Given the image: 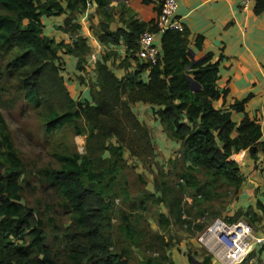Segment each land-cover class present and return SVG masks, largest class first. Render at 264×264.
Masks as SVG:
<instances>
[{
    "label": "trees",
    "instance_id": "obj_1",
    "mask_svg": "<svg viewBox=\"0 0 264 264\" xmlns=\"http://www.w3.org/2000/svg\"><path fill=\"white\" fill-rule=\"evenodd\" d=\"M93 2L108 20L109 0H0V108L20 99L39 113L53 163L35 175L41 185L51 188L57 206L68 217V226L61 230L48 206L45 213L49 214H43L26 204L22 194L29 172L0 111V264H131L133 249L141 252L140 264H176L166 231L176 226L192 238L206 228L185 216V203L200 207L220 196H229L231 202L238 199L244 176L234 157L241 152H247L254 164L260 159L264 164L259 114L250 117L245 109L252 94L225 108L229 90L217 85L221 56L215 60L206 53L193 60L190 33L182 26L160 35L161 53L155 64L139 60L137 39L145 31L155 33V23L128 17L123 22L127 31L120 27L110 32L101 24L97 33L104 45L116 46L120 40L125 45L129 56L121 61L125 74L118 78L107 63L113 52L94 64L87 59L90 47L75 20ZM155 2L160 4V0H142V4L157 5L158 13ZM254 12L264 13V0H256ZM63 14L57 29L72 38L73 48L63 41L55 44L42 32L41 16ZM202 42L197 36L195 48L201 51ZM60 51L74 57L77 71L84 73L78 76L80 80L88 79L86 67L94 66L95 79L85 84L90 101L71 98L58 73V65L64 64ZM193 83L198 88L192 89ZM218 101L222 105L217 109L214 104ZM137 103L150 106V121L161 127L169 143L177 145L171 162L180 159L183 165L173 175L176 183L158 166L152 192L145 189L148 181L143 176L153 170L155 148L151 129L133 113ZM231 112L242 115L239 122L232 120ZM66 128L74 138L85 137L83 154L75 150L74 142H60L58 135ZM128 157L143 169L137 174L144 190L134 198L120 181L129 167ZM188 188L192 192H186V202L183 194ZM117 197L123 209L116 207ZM151 204L166 211L157 212L158 231L154 232L144 216ZM224 209L214 211L206 206L198 213L209 223ZM256 209L262 216L249 206L225 220L232 223L244 218L251 225L259 223L264 219V205L257 201ZM251 255L240 264H249ZM201 258L202 264H210L209 256L202 254Z\"/></svg>",
    "mask_w": 264,
    "mask_h": 264
},
{
    "label": "crops",
    "instance_id": "obj_2",
    "mask_svg": "<svg viewBox=\"0 0 264 264\" xmlns=\"http://www.w3.org/2000/svg\"><path fill=\"white\" fill-rule=\"evenodd\" d=\"M177 3L176 19L189 30V50L193 60L199 59L206 53H211L215 60L222 57L219 63L217 85L220 89L227 88L229 90L225 99V108L235 100H241L248 94H252L245 109L250 117L256 113L259 114L262 130L261 140L264 142V13L257 15L254 12L256 0H251L246 9L242 7L239 0H177ZM156 6L153 3L142 4V0H109L106 7L109 16L107 20L94 2L89 4L75 20L80 25V35L86 39L90 47V53L87 56L88 62L94 64L105 53L113 52L114 56L110 57L112 61L108 67L118 78L123 77L125 71L119 65L125 57L129 56L125 45L122 40L116 46L104 45L97 37L98 27L103 24L108 26L110 32H114L120 27L127 31L123 22L128 17H133L140 22L155 23ZM65 16L66 14H63L58 17L59 26ZM197 36L203 38L201 51L194 45ZM63 37L65 41L72 40L66 34ZM154 43L160 50V35L155 36ZM91 56L95 57V61H91ZM129 62L132 61L129 60ZM94 79L92 77V80ZM86 93L87 89L83 88L79 92L77 100L84 97ZM214 105L217 109L221 108L222 101L215 102ZM241 117V114L231 112L233 121L239 122ZM152 122L154 128L157 127L158 132L162 134L161 127L155 121ZM234 160L239 165L244 181L238 199L233 201V205L226 210L230 217L238 211L245 212V209L249 207L247 203L252 205L259 199L264 202V164L261 159L254 164L248 153L244 151L235 155ZM259 226H262L263 230H256L254 234L256 237L264 239V219ZM189 241L192 242V239ZM201 255L197 251L196 255L190 254L189 256L195 259ZM175 256L181 258V255L179 253L171 255V258L178 264V261L174 259ZM183 260L189 264L186 256ZM211 260L214 264H220L213 257ZM195 261L199 262L196 259ZM200 262H202V258ZM262 262H264V242L261 248L255 249L249 258V264H261Z\"/></svg>",
    "mask_w": 264,
    "mask_h": 264
},
{
    "label": "rangeland",
    "instance_id": "obj_3",
    "mask_svg": "<svg viewBox=\"0 0 264 264\" xmlns=\"http://www.w3.org/2000/svg\"><path fill=\"white\" fill-rule=\"evenodd\" d=\"M40 19L43 26V35L53 39L55 44L61 43V41L64 40L63 35H67V33L57 29V27H59V24L57 23L58 17L41 16ZM63 43L65 45H69L71 48L74 47V41L72 40H64ZM58 56L61 61H64V64L58 65V73L63 78L65 87L69 92L71 98L75 102L81 103L90 101V97L88 96V88L86 85L88 84V79L92 81V76H95L94 68L92 66L86 67V72L87 74H89L88 79L80 80L78 79V76H83L84 73L77 71L76 62L73 59L74 57L69 54H64L62 51L58 52ZM97 60H99V58ZM111 61L112 59L109 58L107 63L111 65ZM83 88L87 89V93L80 100H77V96ZM8 102H6L4 107L0 108V111L8 124L9 131L11 132V136L14 141V145L17 150L20 151V156L25 163L26 171L29 172L27 176L29 178V181L24 184L23 188V198L28 206L38 209L43 214H49L45 213V207L48 206L50 209V215L55 217L59 229L62 230L64 227L68 226V217L62 210V208L57 206L58 201L53 195L51 188L46 185H41L38 177L35 175L37 170L43 167L50 166L53 163V159L51 158V156H49L47 146L45 145V136L43 135L41 122L38 118L40 117V115L20 99L13 102L12 104H9ZM132 110L133 113H135V115L137 116L138 121L141 123H145L151 129V138L156 154V163L155 165L153 163L151 164V169L153 168V172L151 171L150 173L146 174L147 179L143 176L145 182L148 181L147 185L145 184V189L151 192L153 191L152 182L154 173H156V171L159 169L158 166L163 167L164 170L168 172L169 181L176 183L177 179L173 175L176 172L179 173L183 165L180 159H178L179 161L176 164H173V162H171V160L173 159L170 160V158H173V153L176 152L175 146L172 143H169L166 137L158 132L157 127L154 128L155 126L153 125L152 121H150L153 118L150 106H145L141 103H137L134 105V108ZM58 137L62 138L60 142H64L66 145L74 142L75 150L80 154H83V146L85 145L84 136H78L74 138L71 129L66 128L64 132L58 135ZM126 155L127 153H125V156ZM128 165L129 167L124 169L120 181L121 183L127 184L126 190L128 194L132 198H134L136 196H139L141 194V191L144 190L143 183L140 179L141 175L139 177L137 174L140 172L142 173L143 169L139 162L134 159L132 160V158L130 157H128ZM133 165H135V167H133ZM202 177V175L197 176L200 182H203ZM186 192H192V190H189L188 188V190L185 189L184 191L183 195L186 198L185 201L188 202ZM115 200L117 201L115 203L117 205V208L123 209L125 207L124 205H122L120 197H117ZM259 201L262 203V205H264V202L261 199H259ZM256 204L257 202H254L252 205L247 203V205L255 209L254 212H257L262 216V212L260 211V209L259 211H256ZM185 205L188 206V214H185V216L194 221V223L206 224L207 228L214 220L218 218L207 223L206 218L202 219L203 216H199L198 210L200 208H206V206H209V210L213 209L214 211H221L225 207L221 216H218L220 219H225L227 217H230V214L226 212V210L233 205V202H231L229 196H220L219 198L212 199L210 201V205H208V202L202 204L200 207H195L190 203H185ZM158 211H163L166 213L163 208H159L157 205L152 204L149 206V211L144 213V216L146 217V223L149 225V227H151L153 232L158 231V227L155 222V217ZM238 221L248 223L243 218L239 219ZM259 225L260 222L251 225L254 232L256 230H263L262 226ZM204 230L202 231V233L204 232ZM166 233L167 234H165V239L168 237L172 240V249L169 252L170 255H172V253H179V255H181V258L177 256L174 257V259L178 261V264H187L183 260L184 257L186 256L187 260H189V254L196 255L197 251L200 254H204L205 256H209L210 258L212 257L210 252L198 241V238L202 235L201 232L196 233V235L191 238L189 237L185 229L171 226L166 231ZM190 239H192V242L189 241ZM48 241L50 244L53 243V240L51 238ZM116 249H118V245L116 246ZM146 255H150V253H147ZM153 256H156V254H153ZM141 259V252L133 249L130 260L131 264H140ZM195 259L199 262L195 261ZM195 259L190 257L189 264L202 263L200 262L201 256H198ZM211 263L214 264L212 260Z\"/></svg>",
    "mask_w": 264,
    "mask_h": 264
},
{
    "label": "built area",
    "instance_id": "obj_4",
    "mask_svg": "<svg viewBox=\"0 0 264 264\" xmlns=\"http://www.w3.org/2000/svg\"><path fill=\"white\" fill-rule=\"evenodd\" d=\"M250 1L239 0L244 9ZM177 9V0H160L159 12L155 18L156 32L145 31L137 39L136 57L139 60L155 64L160 55V50L154 43L155 36L169 29H182V25L176 19ZM91 61H95L94 56H91ZM198 241L220 264H240L255 249L261 248L264 239L255 236L249 223L243 221L229 223L218 218L204 230Z\"/></svg>",
    "mask_w": 264,
    "mask_h": 264
},
{
    "label": "water",
    "instance_id": "obj_5",
    "mask_svg": "<svg viewBox=\"0 0 264 264\" xmlns=\"http://www.w3.org/2000/svg\"><path fill=\"white\" fill-rule=\"evenodd\" d=\"M156 15H157V13H156ZM191 56H192V55H191ZM196 87L198 88L197 84L193 83V84H192V89H195Z\"/></svg>",
    "mask_w": 264,
    "mask_h": 264
}]
</instances>
